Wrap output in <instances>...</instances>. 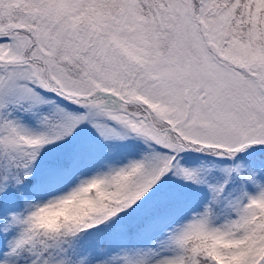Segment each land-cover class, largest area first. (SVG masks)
<instances>
[{"label": "snow or ice", "instance_id": "snow-or-ice-1", "mask_svg": "<svg viewBox=\"0 0 264 264\" xmlns=\"http://www.w3.org/2000/svg\"><path fill=\"white\" fill-rule=\"evenodd\" d=\"M0 264H264V0H0Z\"/></svg>", "mask_w": 264, "mask_h": 264}]
</instances>
